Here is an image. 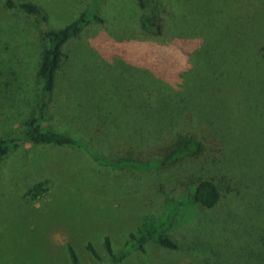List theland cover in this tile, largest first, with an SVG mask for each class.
<instances>
[{"label":"rangeland","instance_id":"obj_1","mask_svg":"<svg viewBox=\"0 0 264 264\" xmlns=\"http://www.w3.org/2000/svg\"><path fill=\"white\" fill-rule=\"evenodd\" d=\"M14 1L37 5L46 21L9 10L0 0V137L16 135L34 113L43 32L65 27L87 8L105 22L91 21L80 38L65 45L71 60L64 66L53 93L59 104L55 113L60 117L49 114L47 124L87 143L89 134L85 132L83 137L79 128L87 121L84 117L93 113L90 106L96 105L102 112L115 115L117 126L123 125V133L114 141L125 140L127 134L130 140L140 137L135 126L141 121L136 124L134 118L139 112L133 108L136 99L131 96L155 84L143 82L138 68L146 65L156 72L144 58L159 57L157 54L165 51L171 55L176 50H155L129 39L137 34L131 26L136 17L134 0ZM238 4L244 6L242 11L237 9ZM252 4V0H227L224 6L249 18L246 29L241 19L234 22V31H246L247 37L264 40V0L254 13L247 8ZM234 39L231 42L237 54L240 48ZM109 42L122 54L114 52L107 58ZM247 49L252 50V46ZM244 53L239 54L240 63L232 66L228 94L236 108L230 127L238 137L244 136V146H235L248 151L245 157L251 163L257 159L264 162V60L259 59L261 52L255 53L257 58L250 56V61L247 51ZM221 88L224 96V81ZM148 179L143 173L99 165L82 148L21 144L0 164V264H72L69 246L80 264H228L205 232L190 236L196 228L191 223L197 208L186 196L180 198L174 224L167 230L177 239V249L162 247L155 241H149L141 250L127 247L129 235L147 218L160 220L164 216L159 197L149 190ZM40 182H45L46 191L33 200L27 192ZM259 217L264 218V209ZM253 235L258 234L254 231ZM105 238H109L115 254L127 249L128 255L113 263L105 250ZM88 243L98 259L87 250Z\"/></svg>","mask_w":264,"mask_h":264},{"label":"trees","instance_id":"obj_2","mask_svg":"<svg viewBox=\"0 0 264 264\" xmlns=\"http://www.w3.org/2000/svg\"><path fill=\"white\" fill-rule=\"evenodd\" d=\"M226 2L134 0L136 17L131 26L137 34L129 39H137L155 50L176 51L144 58L156 72L146 65L138 68L142 81L150 80L155 85H143L147 86L143 92L131 96L136 99L133 108L139 112L134 118L136 124L141 121L140 126L135 124L140 137L131 140L127 134L125 140L114 141L123 133V125L117 126L116 116L102 112L101 106L96 105L90 106L93 113L84 117L87 121L79 128L83 137L85 132L89 134L87 143L47 124L49 114L58 116L55 112L59 104L56 105L53 93L57 91L64 66L71 60L65 45L80 38L91 21L104 23L105 20L87 8L65 27L45 30L36 70L40 87L34 113L16 135L0 137V164L9 152L26 142L82 148L99 165L143 173L151 179H148L149 190L159 197L164 216L160 220L147 218L130 234L126 244L130 249L141 250L149 241L177 249V239L167 230L174 224L180 198L186 196L197 208V216L191 223L196 228L190 236L205 232L211 237L210 243L228 259V264H264V218L259 217L264 209V162L257 159L251 163L245 157L248 151L235 146L236 143L244 146L246 141L230 127L236 107L228 94L232 66L240 63V55L245 56V51L249 61L250 56L257 58L255 53L261 52L259 59L263 61L264 40L247 37L246 31H234V22L241 19L246 29L249 18L242 17L234 8L228 9L224 6ZM252 2L247 8L252 13L260 10L257 5L262 0ZM4 5L40 22L46 21L41 9L33 3L4 0ZM237 7L240 11L244 8L240 4ZM233 39L242 53L236 54ZM108 44L107 58H111V53H121L113 50L112 43ZM248 45L252 50L247 49ZM223 81L227 89L224 96ZM241 81L242 78L240 85H243ZM108 140H112L111 144H104ZM44 184L34 185L27 195L37 199L46 191ZM254 231L257 236L253 235ZM104 245L113 263L128 255L127 249L115 254L109 238H105ZM87 250L99 258L92 244H87ZM68 252L71 263L80 264L72 247L69 246Z\"/></svg>","mask_w":264,"mask_h":264}]
</instances>
